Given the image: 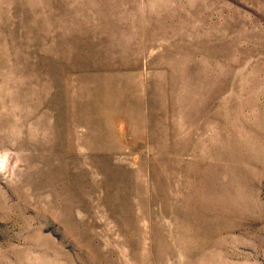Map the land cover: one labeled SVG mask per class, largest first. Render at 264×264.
Wrapping results in <instances>:
<instances>
[{
    "label": "rangeland",
    "instance_id": "374dc122",
    "mask_svg": "<svg viewBox=\"0 0 264 264\" xmlns=\"http://www.w3.org/2000/svg\"><path fill=\"white\" fill-rule=\"evenodd\" d=\"M0 264H264V0H0Z\"/></svg>",
    "mask_w": 264,
    "mask_h": 264
}]
</instances>
